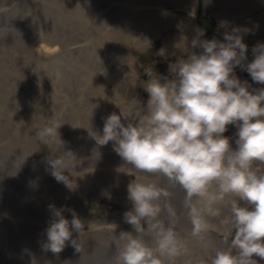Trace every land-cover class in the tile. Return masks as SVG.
I'll return each mask as SVG.
<instances>
[{"label":"rangeland","instance_id":"374dc122","mask_svg":"<svg viewBox=\"0 0 264 264\" xmlns=\"http://www.w3.org/2000/svg\"><path fill=\"white\" fill-rule=\"evenodd\" d=\"M233 29H240L248 47L243 63H250L253 46L264 43V0H211L207 7L204 0H0V264H115L125 243L120 233H134L123 219L132 208L128 184L168 185L125 164L112 142L97 145L89 131L102 134L114 112L134 120L148 99L147 76L172 78L170 64L203 52L193 40L224 41ZM161 48L164 56L157 55ZM234 75L251 92L264 88L241 66ZM53 124L61 125L59 136L37 137ZM232 126L223 135L235 150ZM51 163L73 190L54 179ZM168 190L179 196L169 202L184 247L175 264H211L235 232L233 198L216 205L220 216L207 217L200 239L191 235L183 191ZM50 204L64 208L69 221L67 209H74L84 223L72 235L79 252L71 241L58 254L43 250Z\"/></svg>","mask_w":264,"mask_h":264},{"label":"clouds","instance_id":"9594fccd","mask_svg":"<svg viewBox=\"0 0 264 264\" xmlns=\"http://www.w3.org/2000/svg\"><path fill=\"white\" fill-rule=\"evenodd\" d=\"M210 2L204 0L205 7ZM190 15L194 17L195 8ZM227 23L221 21V26ZM239 32H226L224 41L193 40V47L203 52L170 64L172 78L147 76L142 87L148 99L134 120L114 112L104 118L102 134L88 130L97 145L112 142L113 150L138 173L160 177L168 188L183 191L193 237L203 239L210 227L207 217H219L216 205L233 198L230 222L235 232L230 243L225 239L227 249L216 250L211 264H257L253 256L264 260V88L251 92L247 82L234 75L241 66L252 81L264 84V43L253 46L254 59L244 64L248 47ZM198 34L202 36L203 30ZM165 52L161 48L157 55ZM230 124L238 128L235 150L223 135ZM60 126L53 124L36 135L59 136ZM51 165L54 179L73 190L69 177L58 175ZM168 188L135 179L128 184L132 208L123 219L134 233H120L125 243L116 251L115 264H175L182 254L183 243L175 230L178 212L169 202ZM48 208L52 218L43 250L58 254L71 241L79 252L72 235L81 233L84 223L75 210L67 209L69 221L64 208L54 204Z\"/></svg>","mask_w":264,"mask_h":264},{"label":"bare ground","instance_id":"6f19581e","mask_svg":"<svg viewBox=\"0 0 264 264\" xmlns=\"http://www.w3.org/2000/svg\"><path fill=\"white\" fill-rule=\"evenodd\" d=\"M246 25V24H245ZM201 54V53H200ZM10 86V85H9ZM233 128V130L235 129V125H233L232 126ZM22 170V169H21ZM9 177V176H8ZM160 180V179H159ZM171 197H172V199H173V201H176L177 200V198H179V196L178 197H174L173 195H171ZM187 211V210H186ZM224 239H226V238H224ZM225 243V242H224ZM224 249H227V245H226V243H225V246H224ZM221 250H223V247H221ZM110 254V253H109ZM76 256V255H75Z\"/></svg>","mask_w":264,"mask_h":264},{"label":"water","instance_id":"95a60500","mask_svg":"<svg viewBox=\"0 0 264 264\" xmlns=\"http://www.w3.org/2000/svg\"><path fill=\"white\" fill-rule=\"evenodd\" d=\"M231 126H232V125L230 124V125L227 126V128H230Z\"/></svg>","mask_w":264,"mask_h":264}]
</instances>
